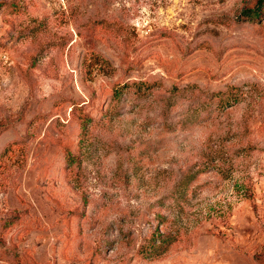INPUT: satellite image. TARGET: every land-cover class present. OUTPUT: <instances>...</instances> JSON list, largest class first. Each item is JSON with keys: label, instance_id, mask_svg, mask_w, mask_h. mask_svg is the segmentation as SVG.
<instances>
[{"label": "rangeland", "instance_id": "obj_1", "mask_svg": "<svg viewBox=\"0 0 264 264\" xmlns=\"http://www.w3.org/2000/svg\"><path fill=\"white\" fill-rule=\"evenodd\" d=\"M258 2L0 0V264H264Z\"/></svg>", "mask_w": 264, "mask_h": 264}, {"label": "trees", "instance_id": "obj_2", "mask_svg": "<svg viewBox=\"0 0 264 264\" xmlns=\"http://www.w3.org/2000/svg\"><path fill=\"white\" fill-rule=\"evenodd\" d=\"M12 7H14L13 4L8 5L7 9L13 10ZM264 11V0H259L257 8L254 10H249L247 12L248 19L251 21H254L255 19H258L262 17ZM80 115V124L85 126L87 123L90 122L91 117L87 114H79Z\"/></svg>", "mask_w": 264, "mask_h": 264}]
</instances>
